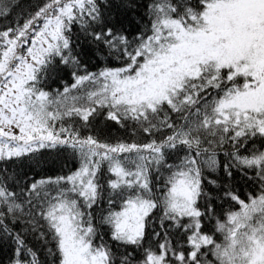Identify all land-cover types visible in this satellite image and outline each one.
Wrapping results in <instances>:
<instances>
[{"label": "snow or ice", "instance_id": "6c2138e0", "mask_svg": "<svg viewBox=\"0 0 264 264\" xmlns=\"http://www.w3.org/2000/svg\"><path fill=\"white\" fill-rule=\"evenodd\" d=\"M0 264H264V0H0Z\"/></svg>", "mask_w": 264, "mask_h": 264}]
</instances>
